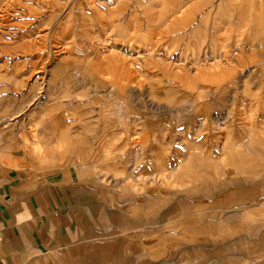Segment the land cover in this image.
<instances>
[{"label": "crops", "instance_id": "1", "mask_svg": "<svg viewBox=\"0 0 264 264\" xmlns=\"http://www.w3.org/2000/svg\"><path fill=\"white\" fill-rule=\"evenodd\" d=\"M177 3L0 66V264H264V0Z\"/></svg>", "mask_w": 264, "mask_h": 264}, {"label": "rangeland", "instance_id": "2", "mask_svg": "<svg viewBox=\"0 0 264 264\" xmlns=\"http://www.w3.org/2000/svg\"><path fill=\"white\" fill-rule=\"evenodd\" d=\"M183 1L188 0H174L175 3H179L175 8L177 12L184 10L183 6L179 7ZM26 5L30 8L23 9L27 7ZM167 8L166 0H2L0 2L1 71L11 72L13 69H21V63H13L12 54L45 53V59L31 63L30 77L24 79V83L19 79V86L13 89L15 96H20L17 102L19 106L26 104L28 100L25 95V82L31 80L37 72L47 69L59 54L72 48V37L62 39L67 34L65 32L67 27L64 25L69 20L77 17L88 18L92 15L103 18L109 15L142 14L144 30H151L156 27L167 28L169 22L158 21L160 16L167 12ZM56 26L58 27L55 28ZM70 34H73L72 30ZM145 52L146 55L152 56V47L146 44ZM155 55L169 59L167 53ZM11 80L14 81L12 78H4V83H11ZM9 106L10 101L6 100L5 108Z\"/></svg>", "mask_w": 264, "mask_h": 264}]
</instances>
